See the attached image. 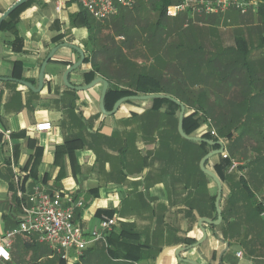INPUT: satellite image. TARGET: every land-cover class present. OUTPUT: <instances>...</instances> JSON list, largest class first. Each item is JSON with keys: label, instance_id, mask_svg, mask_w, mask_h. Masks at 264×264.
Wrapping results in <instances>:
<instances>
[{"label": "crops", "instance_id": "crops-1", "mask_svg": "<svg viewBox=\"0 0 264 264\" xmlns=\"http://www.w3.org/2000/svg\"><path fill=\"white\" fill-rule=\"evenodd\" d=\"M60 1L62 8L56 12L55 0H39L21 11L14 31H0V130L10 132L9 141L0 138V235L13 229L20 217V210L15 207L16 172L21 179L27 177L22 191L25 196L40 186L48 192L59 190L82 201L83 206L75 210L73 221L87 239L105 217L116 220L105 237L118 232L135 233L136 243L147 246L142 250L149 254L135 264H264V221L257 209V199L264 198V151H252L255 159L246 162L237 156L238 151L225 147L224 153L238 168L233 171L232 179L221 182L222 221L218 226L203 224L205 241L189 249L201 239L199 220L217 218H212L214 213L209 207V196L216 193V186L200 177L194 162L196 153L186 151L187 145L177 139L171 119L147 114L151 101L125 102L113 116L103 115L99 110L101 84L84 92L64 86V71L79 59L76 51L65 47L58 49L46 65L39 92L8 80L25 81L36 88L43 60L51 49L63 43L78 47L90 60L69 75L70 85H87L92 63L101 67L94 79L100 77L108 82V77L112 84L118 83L120 77L127 79L126 69L119 74L112 70V58L107 53L90 54L85 39L73 35L71 19L82 10L78 1ZM13 3V0H0V15ZM258 3L256 10L249 9L240 18L230 15L226 24L235 18L242 19L235 26L247 24L258 13L262 0ZM126 11L130 10H120L112 19ZM229 13L196 17L187 27L183 25V29L208 26L210 21L225 24L219 17ZM178 17L185 19L183 15ZM92 22L94 26L103 24ZM254 54L249 57L251 65L264 67V53L257 52L252 59ZM138 73L133 71L131 76ZM118 86L126 89L124 84ZM230 91L240 92L237 87ZM200 92V105L213 109V115L217 116L210 113L213 121L220 120L226 103L236 100L231 98L234 95H220L217 89L202 86ZM236 97L244 99L241 95ZM246 101L256 108L264 105L259 95H248ZM252 114L254 121L260 123L261 113ZM47 122L52 125L50 132L34 130L36 124ZM242 126L233 132L232 138L247 131ZM201 130L202 127L194 136L199 137ZM252 132L250 127L249 133ZM58 151L71 152L58 154ZM219 162L220 156H215L206 168L216 175L214 168ZM252 163H255L253 167ZM250 172L258 178L252 182L253 187H247L252 194L247 197L239 193L238 178L243 179V174ZM40 180L45 182L42 184ZM101 242L88 244L85 250L89 249L90 253L83 264L86 261L120 263L106 258ZM71 261L81 264L80 260L71 258Z\"/></svg>", "mask_w": 264, "mask_h": 264}, {"label": "rangeland", "instance_id": "rangeland-1", "mask_svg": "<svg viewBox=\"0 0 264 264\" xmlns=\"http://www.w3.org/2000/svg\"><path fill=\"white\" fill-rule=\"evenodd\" d=\"M230 15L237 18L244 16L233 10L227 16L219 17V20L221 18L225 20V24L224 22L221 24L219 21L216 23L210 21L208 26L183 29L180 32L173 30L176 25L169 19L164 22L166 25L164 29L161 27L155 29L157 13L151 10L148 1L144 7L136 6L132 10L124 12L122 18L120 16L111 18L99 26H94L95 23L90 18L88 24L91 25L93 37H95L94 49L96 51L103 50L107 53V57L112 58V70L118 71V74L125 69L127 72L129 67L131 72L146 71L150 75L161 74L164 76L163 83L167 82L175 88L180 87L185 91L191 90L192 87L199 90V87L203 86L208 87L209 90L216 91L217 89L220 95H234L235 97L231 98L236 100H232L233 102L226 103V106L222 107L220 120L217 121L222 125L231 122L232 134L243 124L242 129H247V131L240 135L234 134L231 140H225L223 144L225 147L228 146L230 151H238L237 156H242L246 162H250L255 159L252 151H264V105L256 108L254 107L256 105L246 101V98L248 95H259L264 99V90L261 89L264 87V67L251 65V60L246 66L242 60L233 62V60H229L233 59V56L227 54L219 56V54L226 49H231L237 37H241L245 41L249 57L255 53L254 56H251L252 59L255 58L257 52L264 53V16L254 14L247 24L244 22L235 26L238 20L240 22L242 19L235 18L236 20L234 19L231 24H226ZM72 31L73 35L83 37L85 42L89 41L88 38H92L91 31L83 25H74ZM118 37H123V40H118ZM196 47H201L200 56H189L186 53L187 49ZM95 54L98 55V52ZM210 58L212 60L208 62ZM193 62L198 63L201 67L199 78L193 80L184 74L180 76V69ZM234 87H237L240 92H229ZM238 95L244 99L236 97ZM254 112L261 113L260 123L254 121V114H252ZM226 114L228 117L225 119L224 115L226 116ZM212 115L205 119L201 126L202 132L199 134L206 133L213 128L216 130V123L213 121L214 115ZM250 127L253 130L252 134L249 133ZM186 151H192V149L188 147ZM253 165L255 163L250 164L251 167ZM246 168H249V164ZM254 174V172H250L248 175L243 174V180L249 188L254 186L252 182L257 181L258 177H255ZM249 188L248 190H251ZM239 193L247 197L250 196L240 185ZM259 193L261 191L257 194ZM54 255L56 254L54 253ZM56 261L57 259L54 262L56 263ZM50 262L43 261L42 264H50Z\"/></svg>", "mask_w": 264, "mask_h": 264}, {"label": "trees", "instance_id": "trees-1", "mask_svg": "<svg viewBox=\"0 0 264 264\" xmlns=\"http://www.w3.org/2000/svg\"><path fill=\"white\" fill-rule=\"evenodd\" d=\"M150 2L151 10L155 13H157V21L155 23V29L161 27L164 29L166 25H164L165 21H168L169 18L165 16V10L166 8L173 4L175 0H138L136 6L139 8L144 7V5L147 2ZM39 0H30L26 2L24 5L19 7L17 10H15L6 20L2 23L0 31H14L15 25L14 23L17 20V16L21 13L22 10L25 8L30 7L34 3H38ZM258 15L264 16V0H262L261 5L258 8ZM122 18V16H121ZM72 26L76 24H82L83 26L87 27V29L90 32V35H92V38H88V42L86 44L88 45V49L90 50V54H95L98 52V54L103 53V50L96 51L94 49V43L95 40L93 37V30L92 27L88 24V21H90V17L81 10L77 15L73 16L72 19ZM94 21V20H93ZM171 22V21H170ZM173 24L176 25V28L173 29L174 31L180 32L183 30V24L184 19L182 17H177L172 20ZM19 42V41H17ZM179 47V46H177ZM186 53L189 56H200L202 51L201 47H196L193 49H187ZM193 54V55H191ZM230 55L233 56V59L230 58L229 60H233V62H237L238 60H242L243 64L248 66L250 61L249 58V50L247 48V45L245 41L241 37L235 38L234 46L231 49H226L223 52H221L220 55ZM212 60L211 58L208 59V62ZM90 62L89 58L85 57V63ZM251 64V62H250ZM208 65V64H207ZM201 67L198 65V63L193 62L192 64L188 63L183 69H180V76L184 74L185 76H188L189 79H197L199 78V74L201 73ZM101 67L97 64L92 63V71L90 74L87 75V83L89 84L91 81L94 80L95 75L100 74ZM92 75V76H91ZM132 72L130 71L129 67L127 70V73H125V76H127V79H124L121 77L118 79L117 84L110 83V79L106 77L109 83V87L106 93V97L104 100V107L107 112L112 110L113 105L117 100L123 97L127 96H143V95H151V94H162V95H168L180 103H182L185 107V116L183 120V131L187 136H194L196 131H198L205 119L209 118V115H211V111L213 109L211 108H204L201 104L202 94L199 90H195L196 87H192L191 90L187 89L186 91L180 87H176L170 85L169 83H163V77L160 75H150L147 74L146 71L140 72L135 76H131ZM91 76V77H90ZM169 77V76H165ZM124 84L126 85L125 88H119L118 85ZM198 88V87H197ZM201 88V87H199ZM152 106L147 111V114H152L154 116H160L165 119H171L174 123L175 128V135L177 139H179L182 143H185L187 147L191 148L192 151H195V165L198 170V174L200 177L204 180L212 182L210 178H208L206 175H204L198 168V164L200 159H202L208 152L217 149V148H211L203 143H194V142H188L186 140H183L177 133L176 127H177V119L179 115V107L175 105L174 103L167 101V100H151ZM192 111V113H191ZM191 114H188V113ZM213 113V112H212ZM214 121L216 123V133L217 137H212L209 134V131L206 133H202L199 137L217 141L218 139L225 140H231L232 139V132L230 129L231 122H227L225 125H222L221 122L217 121V119L214 118ZM65 152H71V151H58L59 153H65ZM208 163V162H207ZM206 163V165H207ZM232 161L228 158H222L220 156V162L215 165V173L220 182H227L229 179H232L233 171L235 172L237 168L231 172H229L230 166ZM32 177V176H30ZM27 177H23L20 182V190L23 191V184H25ZM35 180V179H34ZM42 184L45 182L44 180H40ZM238 184L245 190V192L251 196L250 191L247 188V185L245 184L242 177L238 178ZM57 186V185H56ZM51 193V192H50ZM56 193L62 194L59 190L56 191ZM215 195L209 196V207L211 211L214 213L213 219L216 218L215 214V207H214V200ZM25 198L19 199L17 196L15 197V207L20 210V203L24 201ZM258 213L259 208L257 206ZM17 225V223H16ZM136 234L132 233V231H127L126 233L118 232L117 234L111 233L108 237H105V243L101 244L103 245V249L101 250L103 254L108 259H113L120 261L119 264H135L138 261L142 260L143 258L149 256V254L144 253L142 248H148L147 246H141L140 244L136 243ZM135 240V243L133 242ZM187 244H191L190 241H186ZM90 253V250H84L82 256L80 257L81 264H83V261H85L86 256ZM13 264H42V262H50V264H64V261L58 256L54 255V253L46 246L37 244L35 239L32 238H26L24 236H20L17 238L14 250H13ZM57 259L56 263L54 262ZM79 264V263H74ZM85 264H89L86 263ZM95 264H105L103 261L101 263H95Z\"/></svg>", "mask_w": 264, "mask_h": 264}, {"label": "built area", "instance_id": "built-area-1", "mask_svg": "<svg viewBox=\"0 0 264 264\" xmlns=\"http://www.w3.org/2000/svg\"><path fill=\"white\" fill-rule=\"evenodd\" d=\"M14 2L17 0H13ZM51 1V0H47ZM55 10L60 12L62 2L55 0ZM81 9L94 21L105 23L117 16L120 10H132L137 0H77ZM259 0H175L165 10V16L175 19L180 15L185 17L184 27H187L196 17L222 15L236 11L241 15L247 14L249 9L256 10ZM123 40V37H118ZM38 133L50 132L51 123H38L34 126ZM212 137H217L214 130H209ZM0 138L9 141L10 132L0 130ZM11 154V151H9ZM222 158H228L226 153ZM237 165L231 163L229 172ZM13 182L16 195L20 203V217L17 225L0 235V264H12V246L14 238L24 236L34 238L37 244L47 246L58 255L64 264H72L71 258L79 260L89 243L105 242V235L110 233L116 225L114 218H102L97 228L89 233L87 239L80 228L74 223L76 209L83 206L82 201L75 200L70 195L50 193L40 186L33 188L28 195L20 190V176L15 172ZM259 216L264 221V198L257 199ZM239 256V254H237Z\"/></svg>", "mask_w": 264, "mask_h": 264}, {"label": "water", "instance_id": "water-1", "mask_svg": "<svg viewBox=\"0 0 264 264\" xmlns=\"http://www.w3.org/2000/svg\"><path fill=\"white\" fill-rule=\"evenodd\" d=\"M28 1H30V0H17L8 9H6L0 15V29H1L2 23L6 20V18H8L15 10H17L19 7H21L22 5H24ZM62 47L76 51L79 55L78 61L73 63L71 66H69L64 71V73L62 75V82H63L64 86L69 88V89H72L74 91L84 92V91H87V90L93 88L95 85L101 84L102 88H101V93H100V97H99V110L103 115L113 116L123 103L129 102V101L167 100V101L174 103L175 105H177L179 107V115H178V119H177V133L182 139L189 141V142H194V143H203V144H206L207 146H209L211 148H217V149H214V150L208 152L199 161V170L204 175H206L208 178H210L212 180V182L214 183V185L216 186V195H215V200H214V207H215V212H216L217 218L215 221H209L208 219H200L199 220L198 228L201 232V239L196 244H193V245L189 246L188 248L191 249V248L198 247L206 239V232H205V229L203 227V224L218 226L222 221L221 210L219 207L220 200L222 197V184H221L220 180L218 179V177L212 171H210L206 168V163L211 158H213L215 156H221L224 153L225 146H224L223 142L220 140L212 141V140L204 139L201 137L187 136L183 131V120H184V116H185V107L182 103H180L179 101H177L176 99H174L168 95L151 94V95H143V96L123 97V98H120L119 100H117L115 102L111 111L107 112L105 110V107H104V100H105L106 93H107V90L109 87V83L106 80L98 77V78L94 79L93 81H91L89 84H87L85 86H80V87H74V86L70 85V83H69V80H68L69 75L72 72L76 71L77 69L81 68V66L85 62L84 52L74 45L63 43V44L57 45L56 47H54L53 49L50 50V52L48 53L46 58L43 60L41 66H40L39 74H38V84H37L36 88L32 87V85H30L29 83H27L25 81L14 80V79H8V80L15 81L16 83H19L20 85L30 89L33 92H39L42 89L43 84H44V71H45L46 65L51 60V58L55 54V52ZM180 250H184V249H180Z\"/></svg>", "mask_w": 264, "mask_h": 264}]
</instances>
